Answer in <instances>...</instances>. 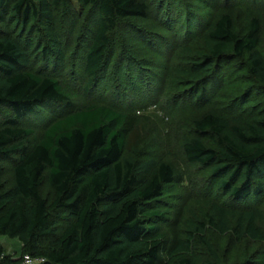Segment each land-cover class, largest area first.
Wrapping results in <instances>:
<instances>
[{"label": "trees", "instance_id": "16d2710c", "mask_svg": "<svg viewBox=\"0 0 264 264\" xmlns=\"http://www.w3.org/2000/svg\"><path fill=\"white\" fill-rule=\"evenodd\" d=\"M72 1L0 0V24L18 30L0 31V108L13 115L0 123V163L14 164L15 179L10 188L0 185V236L18 240L25 255L43 260L39 264H160L163 213L147 210L166 194L175 171L167 163L125 157L129 116L108 105L76 108L55 74L65 70L64 26ZM74 1L88 10L82 40L88 98L105 71L113 36L123 26H135L133 20L148 19L151 7L144 0ZM260 28L253 18L241 37L233 13H218L207 30V53L189 62L181 77L197 89L196 100L205 101L218 87L224 63L234 57L247 55L250 74L264 86ZM42 112L48 117L37 136L22 123ZM194 128L183 145L187 161L211 168L218 190L245 206L232 211L213 206L205 222L191 225L167 264H218L193 255L196 242L215 255L209 227L264 241L259 211L248 210L249 201H259L264 192V106L248 123L208 112ZM141 175L149 178L142 181ZM46 180L55 192L51 204L41 194ZM23 257L14 260L0 246V264H23Z\"/></svg>", "mask_w": 264, "mask_h": 264}, {"label": "rangeland", "instance_id": "374dc122", "mask_svg": "<svg viewBox=\"0 0 264 264\" xmlns=\"http://www.w3.org/2000/svg\"><path fill=\"white\" fill-rule=\"evenodd\" d=\"M144 1L151 7L149 18L133 20L135 26H123L113 36L105 71L87 98L82 60L83 49L87 47L82 40L87 29L83 27L88 10H79L73 0L72 15L64 26V41L68 46L65 70L62 74L56 70L55 74L73 95L76 108L108 105L129 116L125 157L138 163L153 160L157 166L167 163L174 169L175 181L166 187L162 199L147 210L149 213L158 209L163 213L159 226L165 240L160 264H167L175 247L189 236L191 225L205 222L213 206L229 211L241 210L240 207L245 206L234 204L225 192L218 190L211 168L190 164L183 145L185 140L194 136L195 120L208 112L222 114L233 123L251 122L264 106V86L250 74L247 55L224 63L220 84L203 102L195 98L197 89L191 84L185 86L181 77L189 62L207 53V30L221 11L233 13L241 37L248 34L251 20L259 19L261 28L257 49L264 57V0H254L255 3L251 0ZM0 31L15 35L18 32L10 23L0 24ZM12 116L11 110L0 108V123ZM47 117L42 112L22 125L41 136ZM204 142L215 148L208 138ZM148 178L139 176L142 181ZM14 183V164L1 162L0 185L7 189ZM41 194L49 204L53 202L55 192L48 180L44 182ZM249 202L248 210L260 213L257 225L264 233V192L259 201ZM206 236L215 255L196 242L193 255L202 261L264 263V241L247 237L238 239L232 232L222 235L210 227ZM0 246L14 260L25 255L23 245L16 239L0 236Z\"/></svg>", "mask_w": 264, "mask_h": 264}, {"label": "built area", "instance_id": "2783aa9c", "mask_svg": "<svg viewBox=\"0 0 264 264\" xmlns=\"http://www.w3.org/2000/svg\"><path fill=\"white\" fill-rule=\"evenodd\" d=\"M43 262V260H37V259H33L32 257H30L29 255H25L23 257V264H39Z\"/></svg>", "mask_w": 264, "mask_h": 264}]
</instances>
